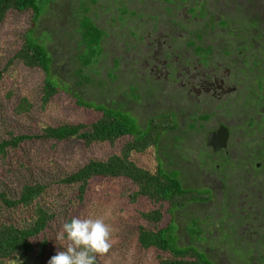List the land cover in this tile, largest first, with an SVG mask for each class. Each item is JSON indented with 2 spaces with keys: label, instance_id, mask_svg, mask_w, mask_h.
I'll use <instances>...</instances> for the list:
<instances>
[{
  "label": "flooded vegetation",
  "instance_id": "flooded-vegetation-1",
  "mask_svg": "<svg viewBox=\"0 0 264 264\" xmlns=\"http://www.w3.org/2000/svg\"><path fill=\"white\" fill-rule=\"evenodd\" d=\"M81 1L93 7L101 2ZM147 1L155 14L146 17L137 7ZM102 2L115 9L113 23L133 19L135 24L129 30L135 41L125 49L132 67L139 69L138 74L126 71L130 83L139 82L131 88L135 99L146 102V108L167 105L169 110L146 117L149 121L170 116L176 128L162 138L180 131L173 138H179L175 149L188 153L175 162L177 154L164 152L156 165L162 163L167 172L176 174L186 191L181 199L194 192L202 199L174 213L178 244L195 248L216 264L218 248L203 245L216 225L221 264H264V12L260 14L264 5L257 8L256 0H227L238 15L232 17L234 27L223 14V10L229 14L228 8L221 12V0ZM173 13L176 18H171ZM221 28L230 32L221 37ZM107 37L108 33L104 40ZM217 117L221 121L208 129ZM220 130L221 147L216 148L210 139ZM209 206H215L214 213L203 221L196 210ZM180 219L185 220L184 229L177 224ZM181 230L186 231L184 237ZM189 254L185 258L192 261Z\"/></svg>",
  "mask_w": 264,
  "mask_h": 264
},
{
  "label": "rangeland",
  "instance_id": "rangeland-1",
  "mask_svg": "<svg viewBox=\"0 0 264 264\" xmlns=\"http://www.w3.org/2000/svg\"><path fill=\"white\" fill-rule=\"evenodd\" d=\"M226 3L228 7H226ZM74 4H76L75 8H78L79 0H56V2L48 3L43 9V15L36 27L32 24L33 15L30 11L8 14L1 26L0 71L5 69L10 58L21 49L25 36L34 29L36 30L35 38L47 46L54 59L52 67L55 76L66 86L68 85L69 92L61 91L42 109L45 73L29 69L22 62L13 63L0 81V140L10 139L12 134L15 136L35 135L47 127H58L65 124L89 125L96 122L102 114L79 106L75 94H79L87 102L104 104L112 109L124 107L123 109L131 111L132 114L141 119L143 127L147 125L146 116L148 113L154 111L155 114L160 109L169 110L167 105H162V107L160 105L156 109L153 105L146 108V102H139L135 99V93L132 92L131 88L139 82L136 80L130 83L126 71L136 70V74H138L139 69L137 66L132 67V57H129L131 54L125 50L127 49L126 44L135 41L129 32L130 27L135 26V24L132 22L133 19L113 23L114 16L112 13L115 9L107 6L110 4L109 2H102V0L98 7H91L92 11L89 14L108 33V37L103 42L104 54L99 63L91 67L94 69V73L90 72L89 69L86 70V74L91 76L92 82L79 86L75 71L78 68L77 64L80 63L75 64V57L79 51L81 37L73 35L75 25H78L76 18L72 16L77 12L75 9V12L72 13ZM256 4L257 8H260L264 5V0H256ZM148 6H153V4L147 1L146 4L139 5L137 10L145 13L146 17L155 14L153 8ZM227 8L229 14L223 10L227 11ZM130 9L135 8L130 6ZM222 10L224 15L231 18L235 27L237 24L233 23L235 18L232 17L237 18L238 15H234L232 2L221 0V12ZM263 12L264 10L260 14ZM172 15L171 18H176V13ZM161 26L160 23L159 27ZM147 28L151 31L152 25L148 24ZM167 28L168 26L163 27V29ZM163 29L160 31L165 32ZM219 30H221V37L230 32L229 29L221 28ZM141 33L140 31L139 34ZM145 44L146 41L142 45L145 46ZM117 58L120 59V66L115 64ZM110 74L115 79H110L108 76ZM11 91L13 93L9 97ZM25 98L33 104V108L29 113L17 114L15 108ZM219 121L221 118L217 117L209 122L207 124L208 129L214 128ZM138 125L142 126L140 123ZM181 128H185V126L181 125ZM179 132L171 133L166 138H162L159 150L152 148L144 154H134L132 160L144 168L154 170L159 156L164 152H169L171 153L169 155L177 154L176 162L179 157L188 154L182 152L181 148L177 151L175 149L176 144L179 143V138H176L175 141L173 138L176 134L179 135ZM130 140L131 137L123 138L114 145L95 143L90 147H86L84 143L77 140L62 142L57 145L52 141L31 140L16 150H12L5 165H3V159L0 156V191H5L12 197H18L22 186L25 184L44 183L49 186L40 199L41 205L55 216L47 233L49 242L45 256L47 261L58 250H63L55 240L56 233L62 223L70 221L73 217L103 216L113 229V247L107 257L99 259L98 264H159L160 252L154 249L145 251L137 243L136 227L140 223H145L141 219V213L150 211L151 204L148 200H142L139 203L130 201L129 195L132 189L128 180L123 178L92 180L83 200L79 199L77 188L54 186L53 184L62 177L76 172L91 160L105 161L113 154L120 153L122 145ZM165 160L168 162L167 158ZM20 162L26 164L25 168L21 166ZM202 181L203 179L199 181V184ZM213 208L215 206H209L207 210L201 207L196 210V215H199L204 221L208 215H211L210 213H214ZM8 217H11L21 227L29 226L33 221L31 211L22 208L13 212L11 216L9 213ZM184 222V219H180L177 223L181 229L185 228L186 223ZM164 226L162 224L161 228ZM212 229H214V234L203 245L207 248L210 245L218 248L214 256L216 264H221V244L216 241L218 238L216 225ZM180 233L184 237L186 231L181 230ZM40 241L41 239L38 240V242ZM163 257H169V255H163Z\"/></svg>",
  "mask_w": 264,
  "mask_h": 264
},
{
  "label": "trees",
  "instance_id": "trees-1",
  "mask_svg": "<svg viewBox=\"0 0 264 264\" xmlns=\"http://www.w3.org/2000/svg\"><path fill=\"white\" fill-rule=\"evenodd\" d=\"M53 2L56 0H0V28L8 14L28 11L32 12V24L36 27L45 6ZM75 6L76 4L72 13L75 9L77 12L72 16L76 18L78 25H75L73 35L81 37L79 51L75 57V64L78 62L80 64H77L75 76L79 86H83L92 82L86 70L89 69L94 73L91 67L96 66L104 54L102 42L107 32L92 21L89 14L92 11V5L90 6L88 1L80 0L78 8ZM69 10H71L70 7ZM35 31L32 29L25 36L21 49L10 58L5 69L0 71V81L15 62H22L29 69L44 72L46 76L42 90V109H44L57 94L61 91L69 92V88L55 76L52 67L54 59L47 46L35 38ZM118 60L115 64L120 66V60ZM96 74L99 73L96 72ZM108 76L112 80L115 79L112 74ZM12 93L11 91L9 97ZM74 96L79 106L99 112L102 116L89 125L65 124L47 127L35 135L12 134L10 139L0 140V156H2L3 165L6 164L12 150L31 140L52 141L55 145L77 140L84 143L86 147H90L95 143L114 145L123 138L131 137L130 141L122 145L120 153L113 154L105 161L91 160L76 172L54 182V186L75 187L78 190L79 199L83 200L92 180L126 179L130 182L132 189L129 195L130 201L139 203L142 200H148L151 204L150 211L141 213V219L145 223H140L136 227L139 247L145 251L154 249L160 252L159 264H210L206 257L198 253L195 248H182L177 242L176 235L174 213L178 209H184L189 202L202 200L201 197L194 192L190 193L191 196L187 199H181L180 195H184L186 191L181 187L182 184L176 174L167 172L162 163H159L154 170H149L132 160L134 154H144L149 149L159 148L163 135L176 128L175 121L170 116H159L150 119L146 127H143L141 120L138 121L136 116L131 111L123 109L124 107L112 109L104 104L87 102L79 94ZM32 108L33 104L25 98L15 110L17 114H23L29 113ZM20 164L25 168L24 162ZM48 188L49 186L44 183L25 184L18 197H12L9 193L0 191V264L11 262L48 264L45 258L49 244L47 233L55 216L50 214L40 202ZM20 208L31 211L33 221L29 226L21 227L8 217L9 213L11 216ZM162 224L165 225L163 228H161ZM39 239H41L40 242H38ZM37 244H39L38 248ZM162 254L169 257H163ZM186 254L193 255L194 259L187 261Z\"/></svg>",
  "mask_w": 264,
  "mask_h": 264
},
{
  "label": "clouds",
  "instance_id": "clouds-1",
  "mask_svg": "<svg viewBox=\"0 0 264 264\" xmlns=\"http://www.w3.org/2000/svg\"><path fill=\"white\" fill-rule=\"evenodd\" d=\"M55 240L63 250L48 264H98L113 247V229L103 216L73 217L60 225Z\"/></svg>",
  "mask_w": 264,
  "mask_h": 264
},
{
  "label": "water",
  "instance_id": "water-1",
  "mask_svg": "<svg viewBox=\"0 0 264 264\" xmlns=\"http://www.w3.org/2000/svg\"><path fill=\"white\" fill-rule=\"evenodd\" d=\"M210 144H214L216 148L221 147V130L211 137ZM217 144L219 145L217 146Z\"/></svg>",
  "mask_w": 264,
  "mask_h": 264
}]
</instances>
